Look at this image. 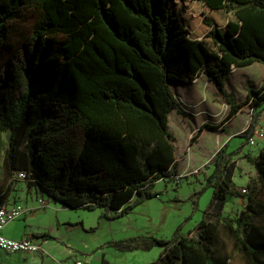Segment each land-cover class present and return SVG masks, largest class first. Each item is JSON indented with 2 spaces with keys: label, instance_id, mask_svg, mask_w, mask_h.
<instances>
[{
  "label": "trees",
  "instance_id": "16d2710c",
  "mask_svg": "<svg viewBox=\"0 0 264 264\" xmlns=\"http://www.w3.org/2000/svg\"><path fill=\"white\" fill-rule=\"evenodd\" d=\"M255 62L264 65V0H0V204L23 171L65 208L128 212L156 195L157 180L181 177L172 87L204 74L230 105L225 122L250 104L239 134L248 139L264 110V83L234 103L225 77ZM226 145L209 162L212 207L193 231L142 243L164 247L148 264H231L215 251L220 229L244 264H264V145L251 159L258 186L250 181L242 192ZM233 195L244 207L224 216Z\"/></svg>",
  "mask_w": 264,
  "mask_h": 264
},
{
  "label": "rangeland",
  "instance_id": "374dc122",
  "mask_svg": "<svg viewBox=\"0 0 264 264\" xmlns=\"http://www.w3.org/2000/svg\"><path fill=\"white\" fill-rule=\"evenodd\" d=\"M33 18V15H28V20L31 22ZM258 64L260 67H254L251 70L252 75H250L255 86L259 85V83L262 85L264 83V70H262L264 65ZM196 82L197 79L192 81V83ZM206 89L207 87L204 90L209 94V91ZM190 90L191 86L189 83H186L181 87L180 92L185 97L186 92ZM227 93L229 94V92ZM234 96V103H239L246 99L239 96L241 98L237 102ZM199 104H204L208 108L209 120L212 122L219 121L221 124L225 122L224 119L230 109V105H228L225 98L223 101L217 100V103L212 102L210 99L205 100L202 98ZM200 105L199 107L197 104L195 106L200 109ZM246 105L249 106L251 111V105ZM188 106L192 107L190 104ZM188 106H184L186 112L187 110L190 112ZM263 109L264 101L259 107L260 111ZM204 113H206V110ZM175 114L176 112L173 111L170 115L169 128L174 132L178 140L176 143V159L178 165L181 164V167L186 166L185 172H193V174L181 176L178 180L170 177L157 180L150 189L156 195L134 204L128 212L119 216L115 215L114 210L104 207H96L94 209H61L58 217L67 221L60 225L61 230L59 235L62 238L60 237L56 241H53L52 239L54 238L51 236L43 242L44 244L48 242V249L50 251L54 250L55 252L57 248L61 249L60 246L65 248V252L58 256L60 264L69 263L71 258L75 260V257L81 258L85 264H103L102 260H105L108 264L153 263L160 258L164 247L152 244L148 248H145L143 247L144 243H150L151 238L171 241L178 235H185L189 231H193L204 217L205 211L212 207L213 188L207 184V178L214 171L215 167L209 162L215 153L226 143L220 144L217 149L213 150L215 147L213 145L215 134L211 130H205L202 135L200 132L198 138L192 141V136L199 132V128L202 125L201 120L195 119L196 125H194L192 119L186 114V117H181V123H178ZM260 117L264 119V116ZM249 125L239 134H244ZM262 125L260 124L259 127L264 128ZM1 136L4 148H6L9 132H2ZM260 145L261 143L255 145L249 144L244 136H232L230 142L225 147L224 154L232 157L236 165L232 174V183L234 188L240 190L239 192H242L241 189L246 187L250 181L257 185L256 170L251 159L258 153ZM194 153L197 160L207 157L205 163L196 169L187 162V159ZM246 153L249 156H244ZM18 182L21 181L14 180L12 186H15ZM259 197L264 199V191H261ZM238 202H240L239 205ZM245 202L244 197L241 198L237 195L230 196L224 206L223 215L227 216L230 214L232 217L237 216L240 210L243 209ZM53 215L55 213L40 217L44 218L45 222L49 219L48 223H51ZM254 220L256 223L263 221L261 218H255ZM135 243H139L140 247L125 248L126 245ZM215 251L219 256L229 257L231 264H244L241 255L234 250L232 240L221 229L218 234ZM40 262L41 260L38 259L34 261V264H41Z\"/></svg>",
  "mask_w": 264,
  "mask_h": 264
},
{
  "label": "crops",
  "instance_id": "0c3cea01",
  "mask_svg": "<svg viewBox=\"0 0 264 264\" xmlns=\"http://www.w3.org/2000/svg\"><path fill=\"white\" fill-rule=\"evenodd\" d=\"M258 65H259L258 62H255L245 67H235L233 71L227 73L225 77V90L229 92V94L234 93L235 96L234 95L232 96H234L237 102L240 101L239 98L241 97L239 96H242L245 99L247 97L248 91L251 88H258L262 85L259 83V85L255 86L250 76L252 75L251 70L254 67H258V68L260 67ZM262 70H264V68H262ZM195 79H197L196 83H189V85L191 86V90L186 92L185 97H183L182 93L180 92L181 87H183V85L185 84L182 83L176 84L174 87H172L173 91L175 92V95L179 97L178 101L180 103L178 104L179 110H173V111L176 112L175 118L177 119L178 123H181L182 121L181 117H186L187 116L186 114H188V116L194 122V125H196L195 119L201 120V124H206V126H204L201 131V135L205 130L213 131V133L215 134V142L213 143L215 147L213 148V150H215L222 143L228 144L232 136H240L239 133L243 131L250 123L252 110L250 111L249 106L246 105L242 107L231 120L226 121L223 124L219 123V121L212 122L211 120H209L208 117V113H207L208 108L205 107L204 104L200 105L199 101H201V99L204 98L205 100L210 99L212 102L217 103V100L223 101L224 98L222 95H220L217 92L215 85L204 74L197 75ZM205 87H207L206 90L209 91V94L204 90ZM214 98H216L217 100ZM188 104H190L192 107H189ZM196 104L198 107L200 105L201 108L200 109H198V107L196 108L195 106ZM182 105L188 106L190 112L188 110L187 112H185L182 109ZM205 110L206 113H204ZM173 111L169 114V118L170 115L173 113ZM260 116L261 115H259L258 120L254 126V129L260 128L259 127L260 124H263L262 126H264V119L261 118ZM228 128L230 129L228 130ZM259 143H261L260 148H262V146L264 145V140H257L256 144ZM176 153H177V144H176ZM244 156H249V155L246 153L244 154ZM227 157L230 159V163H233L235 165L232 157H229L228 155ZM206 160L207 157H202L197 160V157L195 156L194 153L192 154V156H190L187 159V162L196 169L202 164H204ZM185 169L186 166L181 167V164L178 165V176H187L191 173L193 174V172H185ZM20 181L21 182H18L15 186L11 187L5 201L0 205H3L7 208H11L14 205L20 203L23 205L24 211L19 218L8 222L2 228L1 232L6 237L12 239H21L24 237H30L31 239H33L34 241L40 244L42 248V253L41 254L30 253V252L10 253L0 249V264H34V261L38 259L41 260L40 262L41 264H60V261H58V256H60L63 252H65V248H62V246H60L61 249L57 248V251L55 252L54 250L50 251L48 249V242H46L47 244H44L43 242L44 240H46L48 237L51 236L54 238L52 239L53 241H56L57 238L61 237L59 235L61 230L60 225L66 223L67 221H64V219H60V217H58V213L61 209L65 207H63L58 203L53 202L47 196L40 193L34 186L28 185L27 183H25V181L24 182H22V180ZM239 203L240 202H238V205ZM52 213H55V215H53L54 217L51 219V223H48L49 219H47V221L45 222L44 218H41L42 216H48ZM76 258L79 257H75V259ZM66 264H73V259L71 258L70 262Z\"/></svg>",
  "mask_w": 264,
  "mask_h": 264
},
{
  "label": "built area",
  "instance_id": "2783aa9c",
  "mask_svg": "<svg viewBox=\"0 0 264 264\" xmlns=\"http://www.w3.org/2000/svg\"><path fill=\"white\" fill-rule=\"evenodd\" d=\"M234 70V67L231 69ZM193 79L192 81H194ZM264 116V110L261 113ZM251 145L256 144L257 140H264V128L254 129L252 134L247 139ZM14 179L27 181L29 180L26 172L20 171L14 175ZM244 191V190H242ZM24 211L22 204H16L11 208H7L0 205V249L10 253L15 252H31V253H42V248L39 243L31 239L30 237H24L21 239H12L2 234V228L10 221L19 218ZM73 264H84V261L80 258L73 260Z\"/></svg>",
  "mask_w": 264,
  "mask_h": 264
}]
</instances>
